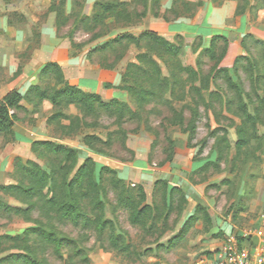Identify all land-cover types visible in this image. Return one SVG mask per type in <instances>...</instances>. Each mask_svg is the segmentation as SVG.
Masks as SVG:
<instances>
[{
	"label": "rangeland",
	"instance_id": "1",
	"mask_svg": "<svg viewBox=\"0 0 264 264\" xmlns=\"http://www.w3.org/2000/svg\"><path fill=\"white\" fill-rule=\"evenodd\" d=\"M115 1L127 2V13L92 21L100 2ZM223 1L228 30L206 23L197 32L204 0H65L59 14L57 0H0V86L27 94L23 68L44 66L41 45H55L64 81L116 106L91 113L75 104L55 109L49 99L20 102L12 135L0 134V184H34L20 168L28 160L46 171L58 166L31 149L34 140H51L78 150L73 172L64 165L68 178L85 158L94 160L102 205L82 200L87 222L74 223L42 208L39 191L0 190V264H20L3 260L16 253L44 264H215L229 233L264 234V47L256 41H264V0ZM243 11L250 28L235 31ZM142 31L172 42L176 57L145 39L95 49ZM215 35L226 41L209 48ZM39 72L31 85L63 86ZM55 112L66 117L49 121ZM87 135L101 139L93 142L100 151L86 145ZM127 198L149 207L138 221L123 205ZM31 203L28 213L13 209ZM32 227L63 241L47 243Z\"/></svg>",
	"mask_w": 264,
	"mask_h": 264
},
{
	"label": "trees",
	"instance_id": "2",
	"mask_svg": "<svg viewBox=\"0 0 264 264\" xmlns=\"http://www.w3.org/2000/svg\"><path fill=\"white\" fill-rule=\"evenodd\" d=\"M135 1V0H134ZM215 1V0H213ZM65 0H57L56 5L54 6L56 13H62ZM133 2V0H132ZM182 2L185 3V0H173V3ZM55 4V2H54ZM127 2H100L98 4V11L91 17L93 22H102L108 16H115L121 13H127L126 9L124 10L123 6L127 5ZM53 7V6H52ZM141 18L143 16H140ZM131 25V23L129 24ZM179 37V36H178ZM127 39L128 41H134L139 43L140 40H147L148 42L156 43L162 46L165 51L176 57L178 53V48L169 40L159 36L154 31H142L138 35H133L130 33H122L115 35L111 41L104 42L95 49H103L107 46H110L111 43H117ZM224 40L226 38L223 35H215L212 37L210 42V47H214L217 40ZM258 43H261L264 47V41L256 40ZM139 58V57H137ZM181 69L190 71V74H194V71L189 68L186 64H181ZM135 67L133 62H127L126 70L130 71ZM144 71V70H143ZM135 73V72H134ZM133 73V74H134ZM147 73V71L145 72ZM40 77L43 80L53 77L60 78L63 82V86L57 88L55 91H52V88L48 85L43 86L42 83H36L29 86L27 94H21L17 89H11L8 91L2 99H0V134L2 135H12L13 125L16 119V111L22 106L20 102L25 98L28 101L37 99L36 101H41L43 99H49L55 109H59L63 105L75 104L78 106L86 108L89 112L93 113L97 110H104L113 112L116 110V106L113 104L114 101L105 102L101 99L99 94L96 93H84L76 85H70L64 81L63 72L60 65L57 62L49 61L40 69ZM127 73H124V76H127ZM123 79V75H122ZM228 82L232 83L230 78ZM109 86V84H106ZM128 91L131 88H127ZM145 95H142L144 97ZM116 101V100H115ZM240 111L244 114L246 118H251L246 111L244 105L240 106ZM66 117L61 112H55L51 115L48 120L52 119H61ZM86 145L92 149L94 152L100 151L99 149L93 148V142H101V139L95 135H87L85 137ZM31 149L34 152L45 153L52 157V161L57 162L58 166L51 165L48 168L49 171L44 170L36 163L31 161H26L29 164V167H26L25 164H21L22 172L31 178L34 182L28 188L21 187L19 185H2L0 184V190H20L19 192L25 193L27 196H33L37 194V191L43 196L42 208L46 210L53 211L60 218L68 219L74 223H78L81 220L87 222L86 216L82 212L81 201L87 198H90L95 206H101L102 201L99 198L100 194V185L99 181L96 180V164L91 157H87L83 162L75 169V173L68 178L66 172L63 171L64 165L69 163L71 167V172L77 165L78 161V150L72 147H69L67 144L56 143L51 140H34L31 143ZM101 153V152H100ZM44 189L46 192L44 193ZM144 199V195L142 196ZM124 206L132 209L135 214L132 217L133 221H138L139 216L145 213L148 210V205L145 204L138 209L139 205H135L130 198L125 199L123 204ZM33 203L30 204V207L27 209L22 208H13L15 212L28 213V210L33 208ZM30 232H39L45 242L50 244H60L63 241V238L56 239L54 237L53 231L43 232L38 228H29ZM10 237V236H7ZM5 262L20 263V264H44L37 256L31 253H16L5 256L3 258Z\"/></svg>",
	"mask_w": 264,
	"mask_h": 264
},
{
	"label": "crops",
	"instance_id": "3",
	"mask_svg": "<svg viewBox=\"0 0 264 264\" xmlns=\"http://www.w3.org/2000/svg\"><path fill=\"white\" fill-rule=\"evenodd\" d=\"M228 1H223V0H204L203 3V7H202V11L200 13L201 15V23L197 26L196 31H204V24L206 25V23H210L208 25L212 26L215 29L218 30H228L227 27L228 25H226L225 22V18L228 16V7L229 5L227 4ZM247 17L248 15L246 14V12H242V14L237 15V19H238V23L235 26H232V28L235 31H240V32H244L246 29H249L250 26L247 24ZM183 25V23H178L179 28H181ZM230 27V26H229ZM169 29V27H166V31H162V33L164 34V32H167V30ZM173 31H175L174 27L172 26ZM181 30V29H180ZM182 32V31H181ZM254 32V31H253ZM262 38L264 39V37L262 36ZM41 50H43L44 52H46L48 55V61H56L59 65H62L61 62H63L62 57L59 56L58 52H56V47L55 45L52 47H46V46H42L41 45ZM58 51V50H57ZM43 61L42 62H38V64L35 62L34 65H32L33 68H31L28 71L27 65L23 68V73H22V84H20V86H23V83H26V87H28L29 85H31V83H33L35 81V77H36V73L38 71H40L41 67H43ZM0 65L5 67L6 66V62L5 60L0 62ZM98 88H100L99 84ZM19 86V88H20ZM9 88V87H8ZM5 85L1 84L0 86V99H2V97L6 94L7 91H9ZM20 93L21 90H18Z\"/></svg>",
	"mask_w": 264,
	"mask_h": 264
},
{
	"label": "built area",
	"instance_id": "4",
	"mask_svg": "<svg viewBox=\"0 0 264 264\" xmlns=\"http://www.w3.org/2000/svg\"><path fill=\"white\" fill-rule=\"evenodd\" d=\"M257 231L229 233L215 264H264V234L261 228Z\"/></svg>",
	"mask_w": 264,
	"mask_h": 264
}]
</instances>
